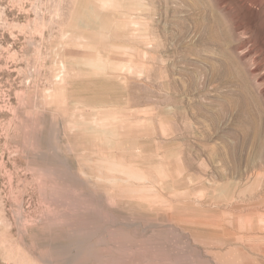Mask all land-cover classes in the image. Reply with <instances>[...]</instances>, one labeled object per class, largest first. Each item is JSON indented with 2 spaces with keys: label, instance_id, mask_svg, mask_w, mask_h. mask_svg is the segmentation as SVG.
Listing matches in <instances>:
<instances>
[{
  "label": "rangeland",
  "instance_id": "rangeland-1",
  "mask_svg": "<svg viewBox=\"0 0 264 264\" xmlns=\"http://www.w3.org/2000/svg\"><path fill=\"white\" fill-rule=\"evenodd\" d=\"M0 264H264V0H0Z\"/></svg>",
  "mask_w": 264,
  "mask_h": 264
},
{
  "label": "bare ground",
  "instance_id": "bare-ground-1",
  "mask_svg": "<svg viewBox=\"0 0 264 264\" xmlns=\"http://www.w3.org/2000/svg\"><path fill=\"white\" fill-rule=\"evenodd\" d=\"M196 5H198V4H195V6ZM199 8L203 12L202 15H203V19L204 20L202 19L198 23V25L196 26L197 30H200V31L203 30L205 32L204 38L211 39L215 43L219 44L218 48H219V50L222 53V57H220L219 60L221 62V67H222V69L224 71V73H221L220 77L223 78V80H224L223 82L224 83L225 82L229 83V82L234 80V71L236 72L237 69H240L239 64L237 62V59H236V57H234L235 54H233L234 56H232V53L234 51H231V49L226 44L221 43L222 39H224L226 34H225V32L222 29H220L221 28L220 20L218 18H215V17L211 16L208 13V10H206V8H202L200 6H199ZM213 66H214V64H212V67ZM252 105H254V104H252Z\"/></svg>",
  "mask_w": 264,
  "mask_h": 264
}]
</instances>
